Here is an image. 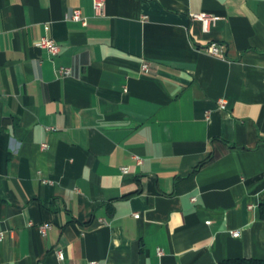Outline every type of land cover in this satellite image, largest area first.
<instances>
[{
    "label": "crops",
    "instance_id": "obj_1",
    "mask_svg": "<svg viewBox=\"0 0 264 264\" xmlns=\"http://www.w3.org/2000/svg\"><path fill=\"white\" fill-rule=\"evenodd\" d=\"M104 1L0 0V264L263 258L264 0Z\"/></svg>",
    "mask_w": 264,
    "mask_h": 264
},
{
    "label": "built area",
    "instance_id": "obj_2",
    "mask_svg": "<svg viewBox=\"0 0 264 264\" xmlns=\"http://www.w3.org/2000/svg\"><path fill=\"white\" fill-rule=\"evenodd\" d=\"M94 10H95L96 15H104L105 14V1L104 0H94ZM69 17H70V19H72L74 21L81 22L82 25L87 24V19L84 16H82L80 10H78V9L73 10V12L71 13V15ZM191 19L200 21L202 24L203 31L209 32L210 29L214 25H216V23L221 19V17L218 15H212V14L205 13V12H199V13H192ZM35 46L39 49H46L52 54H59L62 52V50L64 48L63 45L56 43L54 41V39H52L50 37H46V36H43L40 39H38L35 43ZM206 51H208L210 54L216 55V56H222L224 53L222 46L216 42L210 43L206 47ZM145 67H146V65H145ZM59 72H60L61 76H67L71 73V69L69 67H61ZM219 106L221 108H225L226 107V101L224 99H221L219 101ZM206 114H207V116H209L210 111H207ZM42 146H43V148H45L47 145L42 144ZM134 158L136 159L137 162L142 161V159L139 156H134ZM122 170L124 172H126L127 168L123 167ZM134 216L136 218H138L139 213H134ZM209 223L210 222L208 221L207 224H209ZM49 227H50L49 224H44L40 227V229H41L42 233H46V231L48 230ZM4 235H5V232L0 231V241H2ZM233 235L237 237V236H239V232L233 231ZM158 252L161 254L162 253L161 249H159ZM59 257H60V259L63 258V253L61 251H59ZM89 264H99V263H97L96 261H90Z\"/></svg>",
    "mask_w": 264,
    "mask_h": 264
},
{
    "label": "trees",
    "instance_id": "obj_3",
    "mask_svg": "<svg viewBox=\"0 0 264 264\" xmlns=\"http://www.w3.org/2000/svg\"><path fill=\"white\" fill-rule=\"evenodd\" d=\"M260 218L264 220V193L259 201ZM219 264H264L263 258H227L222 260Z\"/></svg>",
    "mask_w": 264,
    "mask_h": 264
}]
</instances>
